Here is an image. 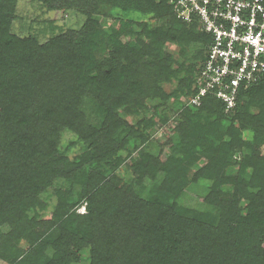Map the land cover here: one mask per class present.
<instances>
[{"label":"trees","instance_id":"obj_1","mask_svg":"<svg viewBox=\"0 0 264 264\" xmlns=\"http://www.w3.org/2000/svg\"><path fill=\"white\" fill-rule=\"evenodd\" d=\"M18 1L0 0V260L79 264L89 249V264H264V77L229 112L213 92L193 107L213 38L195 14L178 16L176 0H35L87 17L44 43L12 32ZM102 7L120 16L110 34L94 18ZM154 98L161 123L177 122L164 156L145 149L155 120L117 113H144ZM66 130L86 147L73 159L60 149Z\"/></svg>","mask_w":264,"mask_h":264},{"label":"built area","instance_id":"obj_2","mask_svg":"<svg viewBox=\"0 0 264 264\" xmlns=\"http://www.w3.org/2000/svg\"><path fill=\"white\" fill-rule=\"evenodd\" d=\"M176 7L189 23L195 14L213 38L201 88L189 105L200 107L213 92L229 112L240 88L264 77V0H176Z\"/></svg>","mask_w":264,"mask_h":264},{"label":"rangeland","instance_id":"obj_3","mask_svg":"<svg viewBox=\"0 0 264 264\" xmlns=\"http://www.w3.org/2000/svg\"><path fill=\"white\" fill-rule=\"evenodd\" d=\"M119 14L117 12H112V10L109 11L108 8H101V10L94 15V18L99 20L101 23V28L106 34H110L111 29H117L119 25L118 21ZM143 16L140 15L138 12H133L131 14L130 18H134L137 21L143 22ZM150 17H145V20H148ZM87 17L75 10H59V11H49L45 6H43L40 2L35 0H19L17 3V18L15 19L13 25H12V32L20 37H27V36H34L38 39L40 43H44L48 41L50 38L57 36L59 34L65 33L70 30H80L82 26L86 23ZM147 22H153L147 21ZM155 22H153L154 24ZM157 23V22H156ZM141 31V28L136 29V32L139 33ZM145 37H141L142 40ZM129 42L132 46H136L138 42V36H132L125 38V42ZM167 51L172 54L176 59H179L181 61V57L179 55V47L176 45H169L167 48ZM192 54L189 53L188 56H191ZM110 56L109 51L107 47L104 45H100L99 48L95 51V58L96 61H103V59H106ZM192 57V56H191ZM122 62L126 63L124 66H126L128 63L126 60H122ZM130 67V65L128 64ZM126 76V75H125ZM128 77V76H126ZM164 89L168 93L174 92V89L176 88L177 82L173 83H163ZM187 97L180 98V101L182 103L185 102ZM175 99H173L172 102H174ZM162 103V100L160 98H154V99H148L146 102L147 108L143 109L142 112L139 115H132L130 113H125V108L122 107L118 109L117 113L120 118L124 119L125 121L129 122L131 125H136L144 118H152V120H155V125L149 130L150 133V141L147 143L145 149L150 154L156 155V156H164L169 149L165 145L173 136L172 129L175 127L176 121L170 122L168 125L162 124L159 120L158 112L159 105ZM258 108H253L252 113L256 114L258 113ZM156 112V113H155ZM90 118V121L94 124H97L99 122V117L97 115L90 114L88 116ZM248 134V133H246ZM173 139V138H172ZM133 144L131 143V148H133ZM85 145L80 143L78 135L70 130H66L62 133L61 141H60V149L62 152L66 153L70 158H75L83 150L85 149ZM143 148V147H142ZM262 150L264 152V144L262 146ZM123 155H127L123 153ZM205 163L202 162L198 164L194 169L197 170L201 166H203ZM234 170H237V168H234ZM119 176L124 178L126 182H128L132 178V171L129 168L128 165H123L121 169L117 172ZM150 184V183H149ZM202 187H204L202 190L205 189V187L208 185L206 183H201ZM197 189V188H196ZM190 196V195H189ZM198 196L196 194L192 195L188 199V203L191 206L197 207L198 206ZM50 205L49 209L42 213V218L49 219L51 218L52 212L54 210V206L56 205V199L51 198L49 200ZM80 213H85V208L82 207L79 209ZM4 231L7 230V228H3ZM20 247L23 250H27L29 248L28 242H22ZM90 263V252L89 249L84 251L82 253V259L81 263L79 264H89ZM0 264H11L7 261L0 260Z\"/></svg>","mask_w":264,"mask_h":264}]
</instances>
